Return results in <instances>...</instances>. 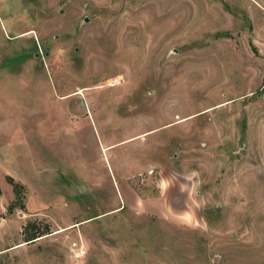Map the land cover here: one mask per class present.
Listing matches in <instances>:
<instances>
[{
    "label": "rangeland",
    "instance_id": "obj_1",
    "mask_svg": "<svg viewBox=\"0 0 264 264\" xmlns=\"http://www.w3.org/2000/svg\"><path fill=\"white\" fill-rule=\"evenodd\" d=\"M0 264H264V0H0Z\"/></svg>",
    "mask_w": 264,
    "mask_h": 264
},
{
    "label": "trees",
    "instance_id": "obj_2",
    "mask_svg": "<svg viewBox=\"0 0 264 264\" xmlns=\"http://www.w3.org/2000/svg\"><path fill=\"white\" fill-rule=\"evenodd\" d=\"M5 180L10 186H12V189H13V192H14V195H15V200L14 201L17 203L18 201L21 200V197H22V194H23V190H24L23 186L21 184H19L18 182H15L14 179L9 177V176H6ZM14 204H12V205H14ZM29 225L30 224H28L25 229H27L29 227ZM42 235L43 234L31 233V234H29V236H27V239L25 240V242L26 243L33 242L35 239H37L38 237H41Z\"/></svg>",
    "mask_w": 264,
    "mask_h": 264
},
{
    "label": "built area",
    "instance_id": "obj_3",
    "mask_svg": "<svg viewBox=\"0 0 264 264\" xmlns=\"http://www.w3.org/2000/svg\"><path fill=\"white\" fill-rule=\"evenodd\" d=\"M85 254L86 250H84L83 248H79L73 252L72 257L74 260H81L85 256Z\"/></svg>",
    "mask_w": 264,
    "mask_h": 264
},
{
    "label": "crops",
    "instance_id": "obj_4",
    "mask_svg": "<svg viewBox=\"0 0 264 264\" xmlns=\"http://www.w3.org/2000/svg\"><path fill=\"white\" fill-rule=\"evenodd\" d=\"M5 150H7V149L5 148ZM8 155H10L9 152H8V153L6 152V157H7ZM4 159H6V158H4ZM7 171H8V170H7ZM10 172H13V171H10ZM9 177H10V176H9ZM1 178H2V177H1ZM11 178H12V177H11ZM7 184H8V183H7ZM11 187H12V186H11Z\"/></svg>",
    "mask_w": 264,
    "mask_h": 264
}]
</instances>
